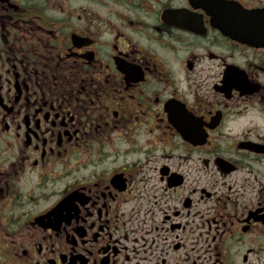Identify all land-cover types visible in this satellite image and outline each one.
<instances>
[{
	"label": "flooded vegetation",
	"instance_id": "1",
	"mask_svg": "<svg viewBox=\"0 0 264 264\" xmlns=\"http://www.w3.org/2000/svg\"><path fill=\"white\" fill-rule=\"evenodd\" d=\"M0 264H264V0H0Z\"/></svg>",
	"mask_w": 264,
	"mask_h": 264
}]
</instances>
